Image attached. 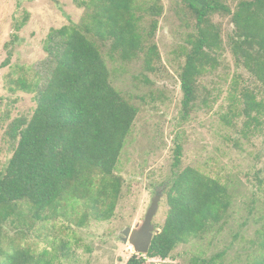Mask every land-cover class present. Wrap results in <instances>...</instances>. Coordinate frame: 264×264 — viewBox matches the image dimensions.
<instances>
[{
	"label": "trees",
	"instance_id": "16d2710c",
	"mask_svg": "<svg viewBox=\"0 0 264 264\" xmlns=\"http://www.w3.org/2000/svg\"><path fill=\"white\" fill-rule=\"evenodd\" d=\"M78 21L48 31L40 62L31 79H9V90L32 94L29 116L13 119L5 131L13 153L0 171V264H53L69 251L68 242L54 244L50 235L58 221L83 227L90 220H108L122 197L123 178L117 163L131 134L138 109L113 85V72L133 62L158 73L162 65L155 41L162 0H73ZM179 6V7H178ZM177 12L191 30L180 47L181 114L186 118L208 100L201 77L217 68L229 50L237 66L256 83L234 77L225 115L241 119L243 128L260 125L264 116V0H178ZM226 18L224 35L214 16ZM29 19L24 12L15 35ZM13 42H7L0 70L11 63ZM229 117V118H228ZM182 146L174 148L172 177L163 184L168 209L146 255L166 259L180 244L223 224L231 206L228 185L194 166L181 168ZM260 183L264 180L260 179ZM35 236L51 244L40 251L25 241ZM264 264V227L258 232ZM222 254L197 258L196 264H218Z\"/></svg>",
	"mask_w": 264,
	"mask_h": 264
},
{
	"label": "rangeland",
	"instance_id": "374dc122",
	"mask_svg": "<svg viewBox=\"0 0 264 264\" xmlns=\"http://www.w3.org/2000/svg\"><path fill=\"white\" fill-rule=\"evenodd\" d=\"M162 2L164 14L155 38L162 58L160 71L145 72L139 62H133L113 72L111 79L138 109L116 168L123 178L122 197L111 219L90 220L83 227L58 221L50 239L55 245L67 241L69 251L58 254L53 264H127L132 256L138 257L133 246L121 240L122 230L140 225L152 199L160 193L152 223L155 229L161 228L168 209L163 184L172 177L177 143L182 146L181 168L194 166L228 185V217L204 235L177 246L168 258L145 257L143 264H196L195 259L217 253L222 254L218 264H252L260 252L258 232L264 227V183H260L264 180V122L247 131L241 119L228 121L225 117L230 116L227 96L234 77L257 85L226 50L217 68L200 79L208 100L183 118L179 73L184 59L180 47L191 28L187 18L177 12L178 0ZM24 12L29 13V19L15 38L14 24ZM81 14L82 8L73 0H0V62L6 57L5 44L13 42L11 63L0 70V171L13 153L5 134L8 124L19 116H29L35 107L32 94L9 90V79H31L45 58L43 42L50 28L68 24L69 19L76 22ZM214 21L222 25L224 35L231 29L226 18L216 15ZM25 244L38 251L47 246L56 253L51 244L35 236Z\"/></svg>",
	"mask_w": 264,
	"mask_h": 264
},
{
	"label": "water",
	"instance_id": "95a60500",
	"mask_svg": "<svg viewBox=\"0 0 264 264\" xmlns=\"http://www.w3.org/2000/svg\"><path fill=\"white\" fill-rule=\"evenodd\" d=\"M160 198L161 193L154 196L140 225L136 224L134 228L126 227L122 230L121 240L129 242L138 254L146 255L153 235L159 232L155 229L152 219L157 211Z\"/></svg>",
	"mask_w": 264,
	"mask_h": 264
}]
</instances>
